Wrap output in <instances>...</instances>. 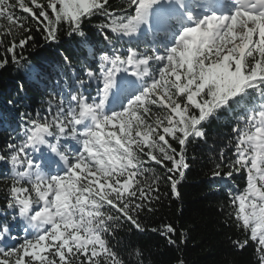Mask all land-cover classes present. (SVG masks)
Returning a JSON list of instances; mask_svg holds the SVG:
<instances>
[{
	"label": "snow or ice",
	"instance_id": "snow-or-ice-1",
	"mask_svg": "<svg viewBox=\"0 0 264 264\" xmlns=\"http://www.w3.org/2000/svg\"><path fill=\"white\" fill-rule=\"evenodd\" d=\"M62 36L77 54L57 48L49 91L25 53ZM0 50V69L25 74L18 92L32 83L49 97L15 127L0 113V264H143L120 233L148 231L141 217L180 198L189 145L221 119L232 135L211 158L219 211L243 235L231 245L264 264V0H0ZM150 230L186 242L172 224Z\"/></svg>",
	"mask_w": 264,
	"mask_h": 264
},
{
	"label": "trees",
	"instance_id": "trees-1",
	"mask_svg": "<svg viewBox=\"0 0 264 264\" xmlns=\"http://www.w3.org/2000/svg\"><path fill=\"white\" fill-rule=\"evenodd\" d=\"M113 7L122 3V0H110ZM99 18L92 21L99 23ZM90 33L95 29L88 26ZM99 39V37H97ZM62 36L61 44L54 47H37L29 49L25 55L33 65L48 70L51 82L49 91L55 90L57 79V66H63L60 52L74 57V45L66 42ZM39 44L43 42L37 39ZM7 43V41H5ZM65 49H68L65 52ZM2 51V50H0ZM73 67L79 69L76 59L72 61ZM26 79L23 70H18L11 64L6 69H0V113L8 116V121L15 127L14 118L19 111L44 114L48 92L43 85L28 83L22 92L18 86ZM20 101L17 108L10 110L8 101ZM232 122L229 119L213 120L207 126V143L197 142L188 147L189 169L184 180L178 185L180 198H172L170 193L158 206V211L152 215L142 216L141 219L149 229L146 232H121L122 244L136 246L143 253V264H177L178 259H183L185 264H256L253 247L244 250L234 248L231 239H243V235L232 225L226 223L225 217L220 214L219 205L225 201L224 188L220 185L223 181L213 180L210 175L212 168L211 158L215 157L219 149L227 143L231 133ZM0 127V149L8 139L4 128ZM6 166L0 163V177L6 174ZM232 183V182H229ZM237 186L242 187L243 181L237 177ZM162 192H169L167 185H162ZM3 204V195L0 193V205ZM163 224H172L178 232L186 234V242L177 246H169L165 238L158 232L150 229L159 228ZM18 231V229H14ZM121 252L124 248L120 249Z\"/></svg>",
	"mask_w": 264,
	"mask_h": 264
}]
</instances>
